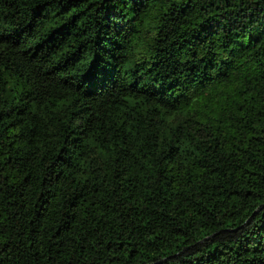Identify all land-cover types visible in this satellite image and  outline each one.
<instances>
[{"label":"trees","instance_id":"1","mask_svg":"<svg viewBox=\"0 0 264 264\" xmlns=\"http://www.w3.org/2000/svg\"><path fill=\"white\" fill-rule=\"evenodd\" d=\"M0 264H264V0H0Z\"/></svg>","mask_w":264,"mask_h":264}]
</instances>
